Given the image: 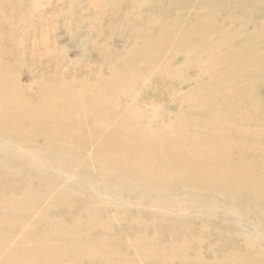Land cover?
Here are the masks:
<instances>
[{
    "label": "rangeland",
    "instance_id": "obj_1",
    "mask_svg": "<svg viewBox=\"0 0 264 264\" xmlns=\"http://www.w3.org/2000/svg\"><path fill=\"white\" fill-rule=\"evenodd\" d=\"M252 1L215 0L212 4L208 0H0V37L10 40L6 47L11 49L10 59L0 51L5 56L0 66L15 63L13 74L0 76L5 100L8 97L14 102L9 113L33 111L27 102H46L47 108L69 110L72 114L65 123L79 130L89 123L84 117H75L76 108L85 112L84 116L91 115L95 111L87 100L99 97L101 113L106 118L112 116L108 120L113 139L124 133L125 111L134 110L145 113L149 120H162L167 126L188 122L192 132L207 126L203 129L206 134L245 144L249 149L246 164L260 165L264 159V58L244 68L228 56L238 44L246 43L253 51L264 45L251 36L264 25V10L249 7L248 2ZM223 35L236 36L224 41ZM21 49L25 50V60L17 62L15 57ZM135 78L143 79L129 91L128 83ZM209 90L217 91L222 98L214 97L215 102H206L205 92ZM229 106L233 113L223 123L222 119H212L225 115ZM191 113L195 114L194 119L188 115ZM178 115H183L184 119L177 118ZM20 128L19 133L0 130V137L8 144L11 142V146L40 145L37 137L40 130L36 126L29 128L23 124ZM51 128L65 134L61 127ZM171 132L176 136L173 130ZM184 133L188 134L185 130ZM86 147L79 149L83 159L93 155L92 148L90 151V147ZM181 148L188 152L193 145L185 142ZM7 168L0 166V184L4 190L8 187ZM60 168L69 171L67 165L46 168L54 184L34 206L27 208L22 222H15L17 226L7 234L5 246H0V264L8 248L31 237L32 240L47 237L48 227L39 223V217L46 209L49 216H61L63 207L55 203L54 198L61 193L64 184L75 186L72 193L63 197L64 203L75 201L82 206L93 195L110 201L111 195L104 191L107 188L86 186L78 175L64 173ZM18 170L15 173L20 182L26 169L19 167ZM209 176L213 182L221 179L217 173ZM240 178L242 176L238 175L237 180ZM262 179L256 177L255 181L262 182ZM165 185H169V193H161V198L151 193L149 199L134 205L133 216L119 222L122 231L127 232L126 228L131 227L127 222H132V217L141 224L172 222L178 228L187 222L190 224L191 216H202L195 223L205 232L200 256L206 262L213 263L222 257L215 245L222 233H227L238 246L243 242L238 233L255 237L257 243L253 252L264 257V237L252 229L255 215L252 209H247V203L237 209L250 211L249 214L238 219L218 212L225 206L224 201H216L215 209L200 194L195 204L194 201L183 202L182 197L187 195L183 188L176 189L172 180ZM138 191L136 189L135 194ZM198 193L196 189L191 192L192 195ZM96 211L101 219L107 216L106 208L99 204ZM195 211L201 215H196ZM85 216L81 214L79 218L85 220ZM7 225L3 219L0 221L4 233ZM29 227H34L32 236L25 235ZM147 227L149 225L141 228L142 235H146ZM14 264L19 261L15 260ZM188 264H195L194 260Z\"/></svg>",
    "mask_w": 264,
    "mask_h": 264
},
{
    "label": "bare ground",
    "instance_id": "obj_2",
    "mask_svg": "<svg viewBox=\"0 0 264 264\" xmlns=\"http://www.w3.org/2000/svg\"><path fill=\"white\" fill-rule=\"evenodd\" d=\"M208 1L215 3V0ZM248 3L255 10H264V0ZM235 36L223 35L222 39L225 41ZM251 36L264 42V25H260ZM178 37L182 39L181 35ZM9 42L0 37V51L10 59L11 49L6 47ZM238 45L229 51L228 56L236 59L240 66L246 68L264 58V45L257 51L251 50L246 43ZM17 54V62L25 60L24 49ZM4 57L0 54V60ZM14 71V62L0 66V76L11 75ZM142 79L130 81L128 90L133 91ZM5 97L0 89V130L19 133L23 124L29 128L36 126L40 130L37 136L40 139L36 138L40 145L11 146V142L8 141V144L0 137V166L8 167V187L4 190L0 184V221L3 219L10 225H7L5 233L3 228L0 229V246H5L7 234L15 229V222H22L27 208L34 206L41 196L50 191L54 183H51L47 167L55 169L67 165L68 172L60 170L78 175L79 181L86 186L96 185L99 190L107 188L104 191L111 196L110 201H104L93 195L82 206L75 201L64 203L63 197L72 193L75 187L73 183L64 184L61 193L54 198V202L63 207L61 216H49L46 209L39 217V223L48 227L47 237L44 240H32L31 237L12 249L8 248L1 264H14L15 260L19 264H188L191 260L195 264H264V257L253 252L257 243L255 237L243 236L244 233L237 234L243 240L239 246L227 233L220 234L215 245L222 257L213 263L203 260L200 250L205 232L195 223L202 216H191L190 224L187 222L178 228L172 222L141 224L134 217L130 218L132 222H127L131 226L126 228L127 232L119 226V222L133 216L131 210L134 205L149 199L151 193L158 198L162 197L161 193H169V185L165 183L172 180L176 189L183 188V192L187 193L182 197L183 202L194 201L195 204L200 194L215 209L216 201L221 200L225 206L218 212L224 215L238 219L248 215L250 211L245 213L237 209L247 203V209H252L255 215L252 216L255 223L252 229L264 237V159L260 165L246 164L249 149L243 141V145L235 144L224 136L206 134L203 129L207 126L199 128V132H192L191 124L183 121L167 126L162 120H149L145 113L134 110L125 111L122 117L124 133L113 139L109 134L111 121L108 120L112 116L106 118L101 113L99 97L87 100L95 111L91 115L84 116L85 112L76 108L75 117H84L83 120L86 118L84 121L89 123V126L79 130L67 127L69 124L65 121L72 114L69 110L47 108L46 102H27L29 108H34L33 111L9 113L14 102H10L8 97L5 100ZM214 97L222 98L217 91L205 92L206 102H215ZM53 102L50 104L55 107ZM231 112L233 109L229 106L225 115L212 119H222L223 123ZM202 114H207V111H202ZM188 115L195 118L193 113ZM177 118L184 119L183 115ZM51 126L63 128L65 134L57 133ZM185 142L193 145L188 152L181 148ZM81 146L90 147V151L92 148L93 155L89 159H83L84 155L79 151ZM207 166L215 170H208ZM19 167L26 169L20 182L15 173L20 171ZM212 173L220 175V181L213 182L209 176ZM238 175L242 176L240 180H237ZM256 177H263L262 182L255 181ZM136 189L139 191L135 194ZM194 189L199 193L192 195ZM97 204L106 208L104 219L98 216ZM81 214L86 215L85 220L79 218ZM195 214L201 215L198 211ZM148 225L146 235H142L141 228ZM33 232L34 227H29L25 235L32 236Z\"/></svg>",
    "mask_w": 264,
    "mask_h": 264
}]
</instances>
